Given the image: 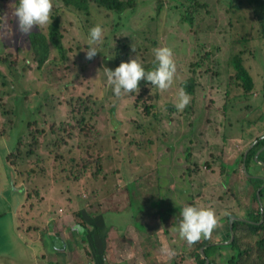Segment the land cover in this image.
<instances>
[{"label": "rangeland", "instance_id": "obj_1", "mask_svg": "<svg viewBox=\"0 0 264 264\" xmlns=\"http://www.w3.org/2000/svg\"><path fill=\"white\" fill-rule=\"evenodd\" d=\"M197 1L199 7L186 0H138L132 16L126 15L122 27L113 30L117 22L113 14L107 16L94 8L93 16H81L60 0H52L50 17L56 13L60 17L64 56L52 49L49 62L38 69L29 34H21L17 28L15 0H0V256H17L15 234L22 232L27 212L37 210L36 215H41L49 200L56 206L55 217L70 220L66 216L74 215L70 210L80 212L97 190L105 195L99 202L108 214L107 230L111 232L122 215L132 223L134 218L128 213L117 215L115 196L108 198L109 194L119 195L122 189L133 194L136 190L135 199H145L148 210L137 220L140 229H147L138 234L148 237L152 247L165 239L156 235L144 218L158 219L171 212L165 230L161 220L156 224L163 234H176L174 238L166 236L175 250L172 259H165L166 264H196L195 245L169 229L172 223L177 225L185 204L215 210L218 222L207 238L218 245L233 242L228 227L232 217L244 218L248 210L261 208L248 176L263 174L264 166L256 162L264 148L254 160L247 162L244 157L245 163L241 159L256 144L247 139L264 131V38L260 25L252 22L246 10L238 11L231 25L230 0ZM158 6L161 11L157 15ZM187 16L193 18L192 23L184 21ZM240 16L244 24L238 22ZM95 23L102 24L105 34L97 45L100 52L86 59V37ZM50 24L40 30L34 25L31 32L47 35ZM160 46L172 49L176 65L173 84L158 89L141 79L138 92L114 95L104 68L114 69L121 61L136 57L150 70L155 67L153 49ZM235 53H242L243 65L254 77L250 94L244 95L243 88L236 85L229 64ZM189 80L193 94L178 111L174 106L177 92ZM143 90H147L144 99L152 104L150 110L141 103L137 106ZM82 116L85 122L80 121ZM189 132L191 150L186 159L184 138ZM239 137L242 141L229 142ZM12 151V160L21 166L14 173L5 160ZM147 173H156L157 179L141 178ZM170 181L177 183V188L168 189ZM133 182L137 188L131 187ZM153 183L163 190L158 208H151L157 198L143 196ZM54 191L57 197L48 196ZM20 198L25 206L22 222L15 219ZM124 199L130 209H144L141 204L134 206L132 195ZM262 210L264 214L263 206ZM116 232L122 241H130L125 230ZM237 243L246 252L237 264H261L258 258L264 256L255 250L253 241L239 236ZM156 253L164 255L160 250ZM232 255L234 251H216L212 259L223 264Z\"/></svg>", "mask_w": 264, "mask_h": 264}, {"label": "crops", "instance_id": "obj_2", "mask_svg": "<svg viewBox=\"0 0 264 264\" xmlns=\"http://www.w3.org/2000/svg\"><path fill=\"white\" fill-rule=\"evenodd\" d=\"M257 137L264 139V131L253 133L247 139V142H252V144L257 143ZM239 140H241L240 137L230 139L229 142L236 143ZM263 151L264 149L260 151L258 158ZM256 164L264 166L261 162H256ZM255 176L264 178V176L259 174ZM122 190L120 191L121 194H109L108 198L115 196L116 214H132L134 223L124 219L122 215V221L115 226H111L112 232L107 230V222L109 223L108 214H106V210L101 207V203L99 202L105 200L103 199L105 195L100 190L94 191V193H97L96 196H93L92 200L86 201L84 209L79 210L82 213L83 219L80 218L78 212L75 213L69 209L74 214L68 213L69 215H66L70 220L55 217L53 211H56V206L50 204L49 200H47L48 205L44 206L41 211V215H36L37 210H28L30 212L26 213L24 219L23 211L25 206L22 198L24 194L26 196L28 193H21L23 197L19 200L18 207L20 209H17L15 219L20 222L24 219L25 225L22 232L19 231V236L14 233L17 256H11L10 254L0 256V264H86L88 262H95L96 264H102V262L105 264H166L165 259L172 258H167L164 255L160 256L156 253L157 250L161 249L162 245L170 247L165 233L163 234L159 226L156 225L159 222L158 220H160V215L158 219L156 217L151 218L148 215H146L147 218H144V221L155 231L154 233L159 237L161 235L165 239L163 242H158L152 247V241L148 237L144 238L139 235L141 230L147 229H140V224L137 220L140 218L141 213L148 210L144 203L145 199L137 201L135 199L137 197L136 190L133 194L130 190L127 191L128 193H125V189ZM149 194L145 192L143 196L147 197ZM50 195L57 197L58 192H50L48 196ZM129 195H132L133 203H136L134 204L135 207L137 204H141L144 209L135 212L130 209L128 207L130 205L129 202L126 204L124 199ZM160 196H153L157 199L152 202L151 208H158L157 201L160 200L158 198ZM31 215H34V218ZM75 216L79 217V219ZM41 222L43 224L36 227ZM26 225L32 227L34 232L29 231ZM161 228L165 230L166 227L161 224ZM121 229L129 233V242L122 241L121 234L116 232V230L119 232ZM45 237L46 240L43 241Z\"/></svg>", "mask_w": 264, "mask_h": 264}, {"label": "trees", "instance_id": "obj_3", "mask_svg": "<svg viewBox=\"0 0 264 264\" xmlns=\"http://www.w3.org/2000/svg\"><path fill=\"white\" fill-rule=\"evenodd\" d=\"M186 1L193 4L195 7H199V2L197 0H186ZM60 2L63 3L64 7L70 8L71 10L78 12V14L81 16L82 15L86 17H89L91 15L93 16L94 14H92V11L94 8H96L99 11H103L101 13H105L107 14V16H110V14L115 15L117 17V22L116 25L113 27V30L122 27V24L120 22L124 20V17L126 15L127 18L131 17L132 14L138 8V0H60ZM244 7L249 8L251 11L247 9H243ZM229 9L231 14H233L231 25H234L233 19L236 17L237 12L246 10L250 13V18L252 22L254 24L256 23V21L259 23L262 37L264 38V0H230ZM160 11H161V6H158L157 15L160 13ZM51 20L52 22L48 27L47 35H44L40 32H31L28 36V39L30 41V46L32 49V55L34 57V61L38 65V69H41L45 63L49 62L52 49L57 50L62 56H64V48L62 45L63 35L60 30L61 27L60 17L56 13V15L54 14L53 16H51ZM192 20L193 18L191 16L190 17L187 16V18H185L184 21H189L190 23H192ZM238 22L244 24V20L242 16L239 17ZM229 64L232 66L233 74H235V79L238 82L236 85L238 87L243 88L244 95L250 94L255 87V83H254L255 80L252 74L243 65L244 59L242 57V53L232 54L231 58L229 59ZM181 85L189 95L193 94L192 80L183 82ZM146 91L147 90H143L142 94H139V100L137 106L138 104L141 103V105L145 106L147 110H150L152 104L148 105L149 101L144 99V94L146 93ZM150 98L152 99V97ZM113 112H114V108H113ZM80 121L82 122L86 121L84 116H82ZM120 125L121 123L115 124V127H119ZM184 139L186 140L185 143L187 145L186 159H189L188 155L191 150L190 140L192 139V137H190V132L185 136ZM256 140L257 143L249 150V152L247 154L242 155L241 157L242 160L245 156L247 158V162L250 161L251 159L254 160L257 152H259L260 149L264 148V139H260V137H257ZM13 154L14 152L12 151L8 153L7 157L5 158L7 162L6 167L8 170H11L12 173H14L15 170L20 171V167H21L15 161L12 160ZM258 162H264V151L260 154L258 158ZM234 166L235 165H232L233 168ZM186 170L189 173L190 168L187 167ZM262 176H264V172ZM141 178H150V180L154 182L157 179V175L156 173L155 174L147 173L144 174ZM169 180L170 179H167V183ZM248 180L250 181V184L255 186V192L253 194L254 200L257 205L259 206L261 205V208L259 207L257 211H255L254 209L248 210L244 218L232 217L233 220L230 222V225L228 226L230 231L229 240L232 236L230 230L231 226L233 229V233L235 234V240H233L231 244L218 245L214 243L215 241L210 238H205L203 240L201 238L193 242V244L195 245L194 248H195V256H196V264H205L207 259L210 261L209 264H217L216 261L212 259V256L216 253V251H222V250L234 251V255H232V257H229L227 263H223V264H237L241 259V256H244L246 254V252L242 251V249L238 247L239 245L237 243V239L239 236H243L245 239H249L253 241L254 242L253 246L255 250L260 251L262 253L260 256H264V214L262 212V206L264 207V178L261 176H257V177L248 176ZM170 182H171L170 185L167 186L168 189L174 190L175 188H177V183L175 184V182L173 181ZM160 185L163 186V179L160 180ZM133 186L137 188L135 182L131 184V187ZM150 189L151 191H149L148 193H150L151 196L162 195L163 193V190L159 188L158 185H156L155 183H153L150 186ZM78 213L80 214V218L83 219L82 213L81 212ZM169 213L171 212L168 211L164 214H160V220L162 222V226L165 225L167 218L169 217ZM175 226L176 224L172 223L171 225H169V229H172V231H174L173 229L175 228ZM169 229L166 230L167 233H169ZM166 236L173 237L176 236V234L170 233L169 235ZM253 246H251L250 248H253ZM258 260L261 262V264H264L263 258H258ZM102 264L105 263L102 262Z\"/></svg>", "mask_w": 264, "mask_h": 264}, {"label": "clouds", "instance_id": "obj_4", "mask_svg": "<svg viewBox=\"0 0 264 264\" xmlns=\"http://www.w3.org/2000/svg\"><path fill=\"white\" fill-rule=\"evenodd\" d=\"M14 5L17 28L21 34H30L34 25L40 30L41 27L51 23L52 0H15ZM104 34V28L100 23H95L89 28L86 37L89 45L85 50L86 59H91L100 52L97 45L102 41ZM153 53L155 67L150 70L146 69L136 57L121 61L114 69L104 68L107 84L111 86L114 95L119 96L122 92H138V82L141 79L150 82L158 89H167L173 84L176 65L172 49L168 46H160L154 48ZM189 100V94L180 88L174 106L178 111L183 110ZM179 215L180 219L173 230L189 244L202 237L207 238L218 222L213 208L195 204H185L180 209ZM160 251L167 258L175 254V250L168 245H162Z\"/></svg>", "mask_w": 264, "mask_h": 264}, {"label": "water", "instance_id": "obj_5", "mask_svg": "<svg viewBox=\"0 0 264 264\" xmlns=\"http://www.w3.org/2000/svg\"><path fill=\"white\" fill-rule=\"evenodd\" d=\"M247 154V153H246ZM246 157V156H245ZM244 160H245V158H244ZM258 194H259V192H258ZM232 225V224H231ZM230 230H231V234H232V238H231V240L233 241L234 239H233V229H232V226H231V228H230ZM203 250V249H202ZM210 263V261L207 259V261H206V263L205 264H209Z\"/></svg>", "mask_w": 264, "mask_h": 264}, {"label": "built area", "instance_id": "obj_6", "mask_svg": "<svg viewBox=\"0 0 264 264\" xmlns=\"http://www.w3.org/2000/svg\"><path fill=\"white\" fill-rule=\"evenodd\" d=\"M68 264H72V263H68ZM88 264H96V263H92V262H91V263H88Z\"/></svg>", "mask_w": 264, "mask_h": 264}]
</instances>
